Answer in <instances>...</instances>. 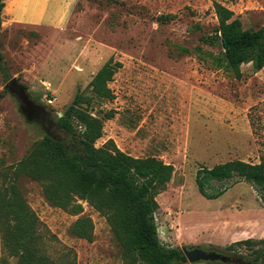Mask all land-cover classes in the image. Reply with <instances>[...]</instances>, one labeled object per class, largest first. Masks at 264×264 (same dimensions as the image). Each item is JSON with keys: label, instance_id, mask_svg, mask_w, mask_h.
<instances>
[{"label": "rangeland", "instance_id": "rangeland-1", "mask_svg": "<svg viewBox=\"0 0 264 264\" xmlns=\"http://www.w3.org/2000/svg\"><path fill=\"white\" fill-rule=\"evenodd\" d=\"M215 2L233 10L245 29L264 27V0H72L64 27L16 23L2 15L0 188L10 178L4 173L52 127L45 117L55 120L78 95L89 97L83 107L104 121L97 146L112 139L135 157L173 164L155 213L166 246L231 258L185 264H236L239 255L243 264H260L252 251L262 244L227 247L264 239V190L231 181L221 197L207 199L196 182L203 166L264 159V67L255 71L245 63L240 77L227 67L215 36ZM212 35L214 42L204 40ZM109 61L112 97H100L93 80ZM15 84L30 107L12 89ZM19 185L39 219L42 251L61 259L70 250L77 264H125L107 218L88 201L80 200L84 210L74 215L50 203L39 182L21 176ZM81 216L93 221L92 241L72 231ZM2 246L0 232V264H15Z\"/></svg>", "mask_w": 264, "mask_h": 264}, {"label": "trees", "instance_id": "trees-1", "mask_svg": "<svg viewBox=\"0 0 264 264\" xmlns=\"http://www.w3.org/2000/svg\"><path fill=\"white\" fill-rule=\"evenodd\" d=\"M5 1L0 0V36ZM219 19L217 34L221 41L228 68L240 77L241 66L252 62L254 70L264 67V27L245 29L233 10L220 2L214 3ZM215 36L205 37L214 42ZM2 54L0 53V63ZM114 73L110 61L93 80V91L100 97H112L107 81ZM91 98L78 95L72 104L55 120L46 118L52 127L34 144L29 153L9 168L0 188V232L4 250L16 258L15 264H77L70 250L56 259L42 251L43 233L36 213L32 210L19 185L26 176L39 182L46 199L74 215L83 212L80 200H86L101 212L122 247L125 264H185L187 257L180 247L166 246L159 235L155 213L160 205L158 194L163 192L174 174L173 164L154 157H135L108 140L97 146L103 136L104 121L83 107ZM31 116V113L29 112ZM246 181L264 190V159L251 163L242 159L229 160L198 169L196 182L207 199L221 197L229 182ZM219 182L216 189L214 183ZM264 199V194L262 195ZM93 221L79 217L72 226L80 238L93 240ZM260 264H264V239L251 238L232 243L249 249ZM42 246V247H41ZM243 264L245 256H237ZM7 263V260H3Z\"/></svg>", "mask_w": 264, "mask_h": 264}, {"label": "crops", "instance_id": "crops-1", "mask_svg": "<svg viewBox=\"0 0 264 264\" xmlns=\"http://www.w3.org/2000/svg\"><path fill=\"white\" fill-rule=\"evenodd\" d=\"M71 10L72 0H5L2 15L16 23L64 27Z\"/></svg>", "mask_w": 264, "mask_h": 264}, {"label": "water", "instance_id": "water-1", "mask_svg": "<svg viewBox=\"0 0 264 264\" xmlns=\"http://www.w3.org/2000/svg\"><path fill=\"white\" fill-rule=\"evenodd\" d=\"M13 81L11 82V84ZM20 86L18 84H15L12 86V89L15 90V92L20 91ZM20 97L25 101L26 95H20ZM25 106H29V103H25ZM183 252L185 253L187 260L189 262H199V261H222V262H228L231 260V258L223 253H220L216 250H206L203 248L195 247L192 249H189L188 247H182Z\"/></svg>", "mask_w": 264, "mask_h": 264}, {"label": "flooded vegetation", "instance_id": "flooded-vegetation-1", "mask_svg": "<svg viewBox=\"0 0 264 264\" xmlns=\"http://www.w3.org/2000/svg\"><path fill=\"white\" fill-rule=\"evenodd\" d=\"M21 87V86H20ZM18 95H19V97H20V95H26L27 96V94L22 90V88H20V91L17 93ZM20 99L24 102V103H28V96L26 97V100L24 101L21 97H20Z\"/></svg>", "mask_w": 264, "mask_h": 264}]
</instances>
